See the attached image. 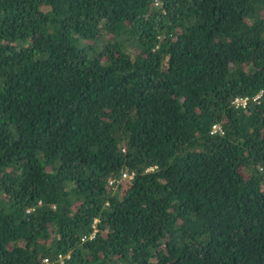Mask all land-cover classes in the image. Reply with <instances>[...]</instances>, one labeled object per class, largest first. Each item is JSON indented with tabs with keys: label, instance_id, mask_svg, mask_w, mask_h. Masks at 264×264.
<instances>
[{
	"label": "trees",
	"instance_id": "1",
	"mask_svg": "<svg viewBox=\"0 0 264 264\" xmlns=\"http://www.w3.org/2000/svg\"><path fill=\"white\" fill-rule=\"evenodd\" d=\"M0 264H264V0H0Z\"/></svg>",
	"mask_w": 264,
	"mask_h": 264
},
{
	"label": "built area",
	"instance_id": "2",
	"mask_svg": "<svg viewBox=\"0 0 264 264\" xmlns=\"http://www.w3.org/2000/svg\"><path fill=\"white\" fill-rule=\"evenodd\" d=\"M245 100H246V98H234L232 103L234 106H237V105L243 106ZM220 131L221 130L217 124H213L211 126V131H210L211 133L212 132H220ZM131 177H132V173L127 174V173L123 172V173H121L120 179L122 180L124 178H131Z\"/></svg>",
	"mask_w": 264,
	"mask_h": 264
}]
</instances>
